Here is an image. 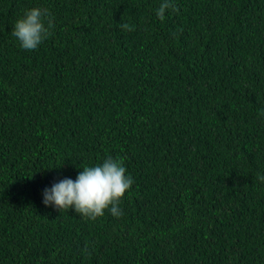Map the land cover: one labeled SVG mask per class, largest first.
<instances>
[{
    "label": "trees",
    "instance_id": "1",
    "mask_svg": "<svg viewBox=\"0 0 264 264\" xmlns=\"http://www.w3.org/2000/svg\"><path fill=\"white\" fill-rule=\"evenodd\" d=\"M173 2L0 0V264H264V0ZM109 157L120 217L44 205Z\"/></svg>",
    "mask_w": 264,
    "mask_h": 264
},
{
    "label": "clouds",
    "instance_id": "2",
    "mask_svg": "<svg viewBox=\"0 0 264 264\" xmlns=\"http://www.w3.org/2000/svg\"><path fill=\"white\" fill-rule=\"evenodd\" d=\"M176 11L173 0H160L156 16L165 20L166 13ZM47 25V26H46ZM53 21L50 15L41 8H30L15 22L12 35L18 39L25 50L36 49L52 34ZM125 30H131L123 24ZM264 181V176H257ZM133 179L126 175L123 160L105 159L102 164L84 167L75 181L64 179L45 189L43 203L54 205L56 209H74L76 213L90 220L102 217L106 210L114 217H120V202L131 188Z\"/></svg>",
    "mask_w": 264,
    "mask_h": 264
}]
</instances>
